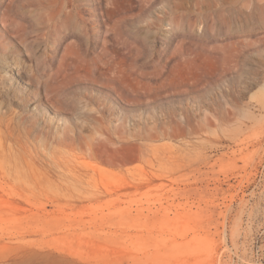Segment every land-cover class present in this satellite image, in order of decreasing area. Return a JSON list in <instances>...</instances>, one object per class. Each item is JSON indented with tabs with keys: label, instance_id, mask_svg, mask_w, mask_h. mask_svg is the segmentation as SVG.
Masks as SVG:
<instances>
[{
	"label": "rangeland",
	"instance_id": "obj_1",
	"mask_svg": "<svg viewBox=\"0 0 264 264\" xmlns=\"http://www.w3.org/2000/svg\"><path fill=\"white\" fill-rule=\"evenodd\" d=\"M257 2L0 0V264H264Z\"/></svg>",
	"mask_w": 264,
	"mask_h": 264
},
{
	"label": "bare ground",
	"instance_id": "obj_2",
	"mask_svg": "<svg viewBox=\"0 0 264 264\" xmlns=\"http://www.w3.org/2000/svg\"><path fill=\"white\" fill-rule=\"evenodd\" d=\"M259 4H264V0H257ZM247 4V3H246ZM15 74H18V72H15Z\"/></svg>",
	"mask_w": 264,
	"mask_h": 264
}]
</instances>
